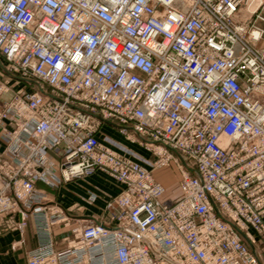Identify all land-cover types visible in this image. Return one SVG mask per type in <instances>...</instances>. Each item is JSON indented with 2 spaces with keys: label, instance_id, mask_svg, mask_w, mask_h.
<instances>
[{
  "label": "built area",
  "instance_id": "obj_1",
  "mask_svg": "<svg viewBox=\"0 0 264 264\" xmlns=\"http://www.w3.org/2000/svg\"><path fill=\"white\" fill-rule=\"evenodd\" d=\"M0 57V235L33 220L27 264L264 260V0H0ZM96 173L120 191L95 221L40 187Z\"/></svg>",
  "mask_w": 264,
  "mask_h": 264
},
{
  "label": "crops",
  "instance_id": "obj_2",
  "mask_svg": "<svg viewBox=\"0 0 264 264\" xmlns=\"http://www.w3.org/2000/svg\"><path fill=\"white\" fill-rule=\"evenodd\" d=\"M3 63L4 59L0 57V70L2 71H4ZM12 79L13 82L25 83L21 79L14 77ZM9 98V95L1 96L0 103ZM112 131H117L116 125L112 122H105L100 135L103 143L126 155H133L139 161H148L152 158L151 155L144 156L134 146L118 141L116 134ZM111 180L112 178L104 173H96L64 183L59 190L48 188L43 184H40V187L47 193L50 202L59 201L65 208H82L80 213L75 210L71 213L76 225L82 223L83 220H98L104 214L106 201L120 191L119 184H114ZM66 235L64 231H59L55 239L59 242ZM37 243L36 229L32 219L29 220L28 226L22 233H3L0 235V264H27L26 255L29 250L37 246Z\"/></svg>",
  "mask_w": 264,
  "mask_h": 264
},
{
  "label": "rangeland",
  "instance_id": "obj_3",
  "mask_svg": "<svg viewBox=\"0 0 264 264\" xmlns=\"http://www.w3.org/2000/svg\"><path fill=\"white\" fill-rule=\"evenodd\" d=\"M3 64H5V63H3ZM0 71H2V70H0ZM13 84L15 86L18 85L17 82L16 83L13 82ZM112 133L116 134L118 141L123 142V143L125 142L129 146H134L137 150L141 151V153H143L144 156L150 155L147 151H145V150L143 151V149H142L143 147L140 146L138 141L136 143H131L129 140H127V138L125 136L121 135L118 131H112ZM155 178L160 183H162V185L165 188V194L163 195L162 200L176 199L180 196L181 192H180L179 183H180L181 173L179 172L178 168L175 165H172L169 168L158 170L155 174ZM112 182L114 184H116V182L114 180ZM57 190H59V189H57ZM48 199H49V197H48ZM4 233H6V232H4ZM8 233H12V234L16 233L17 234V233H22V232L19 230H13V231H10ZM257 254H258V252H257ZM260 262H261V264H264V260L261 259Z\"/></svg>",
  "mask_w": 264,
  "mask_h": 264
},
{
  "label": "water",
  "instance_id": "obj_4",
  "mask_svg": "<svg viewBox=\"0 0 264 264\" xmlns=\"http://www.w3.org/2000/svg\"><path fill=\"white\" fill-rule=\"evenodd\" d=\"M240 234H241V236L244 238V240L246 241V243L248 244V246H249V248L251 249L252 253H253L256 257H258V254H257V252H256L255 247L249 242V240L246 238V236H245L242 232H240ZM258 258H259V257H258ZM259 261H260V260H259ZM260 264H261V262H260Z\"/></svg>",
  "mask_w": 264,
  "mask_h": 264
}]
</instances>
